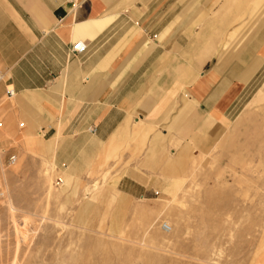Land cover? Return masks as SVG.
<instances>
[{"label":"rangeland","instance_id":"obj_1","mask_svg":"<svg viewBox=\"0 0 264 264\" xmlns=\"http://www.w3.org/2000/svg\"><path fill=\"white\" fill-rule=\"evenodd\" d=\"M105 2L109 43L171 70L157 122L53 144L33 100L3 95L0 264H264V0ZM208 76L237 86L220 110L192 101Z\"/></svg>","mask_w":264,"mask_h":264},{"label":"crops","instance_id":"obj_2","mask_svg":"<svg viewBox=\"0 0 264 264\" xmlns=\"http://www.w3.org/2000/svg\"><path fill=\"white\" fill-rule=\"evenodd\" d=\"M118 15L109 12L105 0H0V99L10 87L13 95L33 100L41 108V127L53 134L74 137L94 126V135H109L106 143L112 144L113 131L127 115L138 119L132 127L125 119L120 130L151 129L161 106L160 80L171 70L162 69L157 48L141 58L139 42L120 50L119 44L109 43ZM74 41L86 44L85 52L75 57L69 55ZM133 46H138L135 58ZM214 79L194 84L191 98L220 110L237 86ZM57 135L46 140L54 144ZM123 175L141 179L133 169Z\"/></svg>","mask_w":264,"mask_h":264},{"label":"built area","instance_id":"obj_3","mask_svg":"<svg viewBox=\"0 0 264 264\" xmlns=\"http://www.w3.org/2000/svg\"><path fill=\"white\" fill-rule=\"evenodd\" d=\"M86 50V44L83 43V42H78V41H74L71 45H70V48H69V55L75 57V56H78V55H81L85 52ZM6 96L9 98L11 96H13V90L12 89H6ZM86 131L89 133V134H92L94 135L95 132H96V128L94 126H88L86 128ZM15 156L14 155H10L8 156L7 158V162L9 164H13L15 162ZM166 227V226H164Z\"/></svg>","mask_w":264,"mask_h":264},{"label":"bare ground","instance_id":"obj_4","mask_svg":"<svg viewBox=\"0 0 264 264\" xmlns=\"http://www.w3.org/2000/svg\"><path fill=\"white\" fill-rule=\"evenodd\" d=\"M170 229V228H169Z\"/></svg>","mask_w":264,"mask_h":264}]
</instances>
